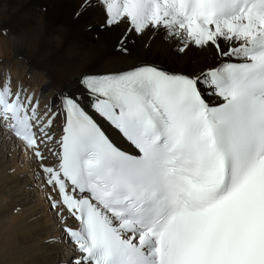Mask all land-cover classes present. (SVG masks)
Listing matches in <instances>:
<instances>
[{"label":"snow or ice","instance_id":"snow-or-ice-1","mask_svg":"<svg viewBox=\"0 0 264 264\" xmlns=\"http://www.w3.org/2000/svg\"><path fill=\"white\" fill-rule=\"evenodd\" d=\"M70 8L92 42L58 76L14 49L39 95L0 67V130L34 165L58 264H264V0Z\"/></svg>","mask_w":264,"mask_h":264},{"label":"bare ground","instance_id":"bare-ground-1","mask_svg":"<svg viewBox=\"0 0 264 264\" xmlns=\"http://www.w3.org/2000/svg\"><path fill=\"white\" fill-rule=\"evenodd\" d=\"M72 2L0 0V67H10L13 78L18 75L29 91L34 89L38 95L47 80L35 73L29 78L26 65L14 49L23 48L32 63L46 65L58 76L57 70L71 63L77 51L92 42L82 26L72 24ZM45 8L47 21L42 11ZM51 21L65 26L63 38H58ZM3 29L8 30L7 35ZM47 95L45 91L42 102ZM22 159L13 141L0 130V264H58L70 250L65 244L45 243L50 236L59 235L58 226L34 179V165L22 164Z\"/></svg>","mask_w":264,"mask_h":264}]
</instances>
